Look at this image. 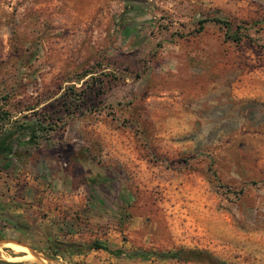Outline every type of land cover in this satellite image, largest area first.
<instances>
[{
  "label": "rangeland",
  "instance_id": "obj_1",
  "mask_svg": "<svg viewBox=\"0 0 264 264\" xmlns=\"http://www.w3.org/2000/svg\"><path fill=\"white\" fill-rule=\"evenodd\" d=\"M1 103L52 129L0 171V259L211 264L48 248L98 239L259 264L264 0H0Z\"/></svg>",
  "mask_w": 264,
  "mask_h": 264
},
{
  "label": "trees",
  "instance_id": "obj_2",
  "mask_svg": "<svg viewBox=\"0 0 264 264\" xmlns=\"http://www.w3.org/2000/svg\"><path fill=\"white\" fill-rule=\"evenodd\" d=\"M126 1L128 2V0ZM213 20L221 23L224 27H226L227 31L231 30L232 26L226 19L222 17H215ZM200 22H203V20H201ZM229 36L231 39L236 41L241 39V35L238 30L230 33ZM3 104L4 103L0 104V171L8 170L12 167L14 159L18 156L19 153V146L23 144L38 145L41 138H43L42 140H46L48 138L45 133L48 130L52 129V126L50 124H44L43 121L39 119H36L34 121H25L23 123H18L17 121L12 122L11 112L6 109ZM97 183V181H91L88 184L90 186H93ZM0 209H2V206H0ZM0 226L4 227L6 226V224H4V222H1ZM12 226L17 227V221H14L12 223ZM2 237L3 233L2 228L0 227V239ZM48 248L55 255H65L68 253L81 254L90 249H102L115 256L125 255L127 257H138L142 260L148 259L151 256H156L160 258L176 259L178 261L184 262L206 260L211 264H226L222 261L217 260L211 253L201 249H186L180 247L167 252L154 250L129 252L120 248L112 249L107 242L98 239L92 240L87 243L51 240ZM0 264L20 263L0 259Z\"/></svg>",
  "mask_w": 264,
  "mask_h": 264
},
{
  "label": "crops",
  "instance_id": "obj_3",
  "mask_svg": "<svg viewBox=\"0 0 264 264\" xmlns=\"http://www.w3.org/2000/svg\"><path fill=\"white\" fill-rule=\"evenodd\" d=\"M251 245L248 250L249 253H247L248 255L250 254V259L255 260L259 264H264V235L259 241L253 242ZM25 256H28V254H25Z\"/></svg>",
  "mask_w": 264,
  "mask_h": 264
},
{
  "label": "water",
  "instance_id": "obj_4",
  "mask_svg": "<svg viewBox=\"0 0 264 264\" xmlns=\"http://www.w3.org/2000/svg\"><path fill=\"white\" fill-rule=\"evenodd\" d=\"M1 243V242H0Z\"/></svg>",
  "mask_w": 264,
  "mask_h": 264
}]
</instances>
